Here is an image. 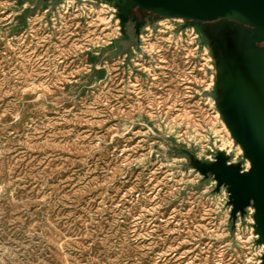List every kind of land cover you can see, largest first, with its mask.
Instances as JSON below:
<instances>
[{"label":"rangeland","instance_id":"1","mask_svg":"<svg viewBox=\"0 0 264 264\" xmlns=\"http://www.w3.org/2000/svg\"><path fill=\"white\" fill-rule=\"evenodd\" d=\"M146 3L0 0V264L264 263V41Z\"/></svg>","mask_w":264,"mask_h":264},{"label":"water","instance_id":"2","mask_svg":"<svg viewBox=\"0 0 264 264\" xmlns=\"http://www.w3.org/2000/svg\"><path fill=\"white\" fill-rule=\"evenodd\" d=\"M209 9L194 7L192 0H160L163 9L181 11L190 16L185 18L209 21L217 18L234 20L240 24L256 27V33L261 32L262 38L256 35V40L264 41V0H208ZM146 5L148 0H146ZM248 184L244 190L248 195L256 197L255 203V231L257 241L264 243V158L258 163L256 177H241ZM264 264V263H261Z\"/></svg>","mask_w":264,"mask_h":264},{"label":"bare ground","instance_id":"3","mask_svg":"<svg viewBox=\"0 0 264 264\" xmlns=\"http://www.w3.org/2000/svg\"><path fill=\"white\" fill-rule=\"evenodd\" d=\"M160 0H148V4H147V9L150 10V11H154V12H157L159 14H163L165 16H169V17H176V18H179V17H188L190 15L186 14V13H183L181 11H172V10H162L163 7L162 5L160 4ZM192 4H194L193 6L198 8V9H203V10H206V9H209L210 7V4H209V1L208 0H192ZM258 37L259 38H262L263 37V34L261 32H258ZM228 74V73H227ZM224 77V76H223ZM240 77V76H239ZM246 77V76H245ZM252 77V76H251ZM247 78V77H246ZM261 78V77H260ZM220 79V77H219ZM259 80V79H258ZM232 82V81H231ZM250 82V81H249ZM224 84V81L221 80L220 82V85L222 86ZM245 84V82L240 79L238 80L237 82V86L239 88H241L243 85ZM220 86V87H221ZM242 92V91H241ZM246 93H244V96H245ZM231 98L233 99L234 96L233 94L231 95ZM227 100V99H226ZM239 101V100H238ZM235 103V102H234ZM235 107V106H233ZM235 114V113H234ZM262 124V123H261ZM230 129L232 131L233 134L236 135V125H231L230 126ZM214 133V132H213ZM242 133V132H241ZM264 137V136H263ZM225 142H229V139L228 138H224L222 139V143H225ZM228 146V145H227ZM220 148V147H219ZM246 149V148H245ZM264 158V157H263ZM262 158V159H263ZM261 160V159H260ZM254 162V161H253ZM257 165V164H256ZM236 173V172H235ZM246 173V172H245ZM248 174V173H247ZM240 175V174H239ZM231 180V178L228 176V180ZM226 180V179H225ZM237 181V180H236ZM230 184V183H229ZM230 187V186H229ZM235 189V188H234ZM239 190V189H238ZM239 192V191H238ZM245 196V195H244ZM247 198V197H246ZM255 199V198H254ZM260 245L264 246V243L260 242Z\"/></svg>","mask_w":264,"mask_h":264},{"label":"crops","instance_id":"4","mask_svg":"<svg viewBox=\"0 0 264 264\" xmlns=\"http://www.w3.org/2000/svg\"><path fill=\"white\" fill-rule=\"evenodd\" d=\"M225 19V18H224ZM229 20V19H228ZM232 21H234V20H232ZM236 22V21H235ZM238 23V22H237ZM240 24V23H239ZM243 25V24H242ZM257 41H259V42H261V40H259V39H257Z\"/></svg>","mask_w":264,"mask_h":264}]
</instances>
